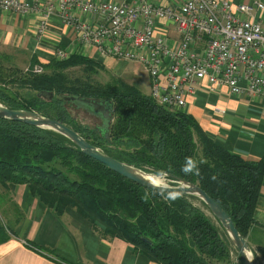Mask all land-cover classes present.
<instances>
[{"label": "trees", "instance_id": "16d2710c", "mask_svg": "<svg viewBox=\"0 0 264 264\" xmlns=\"http://www.w3.org/2000/svg\"><path fill=\"white\" fill-rule=\"evenodd\" d=\"M1 59L0 82H7V88L17 86L18 90L36 94L19 98L18 93L12 95L0 87V104L57 120L108 155L147 172L164 170L198 184L248 239L255 225L264 160L250 162L229 152L210 138L193 116L158 104L130 82L117 77L107 83L93 80L96 74L108 72L94 59L76 54L63 61L55 58L48 64L34 59L26 69L15 65L4 69ZM36 66L43 71L34 72ZM72 68H80L84 75L72 77L68 73ZM43 91L54 97L49 100L39 96ZM64 95L110 101L113 121L109 140L102 137L96 125L94 131L80 126L69 111L75 106L58 98ZM186 157L198 162V176L181 171ZM9 184L30 187L58 215L67 208L75 209L103 234L126 241L159 264L230 261L233 244L197 197L182 195L168 203L157 191L84 155L63 135L0 119V188ZM169 184L174 185L171 181ZM7 232L0 221V242L9 238ZM253 255L254 263L259 264L264 260V247L253 249ZM238 264H243L240 257Z\"/></svg>", "mask_w": 264, "mask_h": 264}, {"label": "built area", "instance_id": "2783aa9c", "mask_svg": "<svg viewBox=\"0 0 264 264\" xmlns=\"http://www.w3.org/2000/svg\"><path fill=\"white\" fill-rule=\"evenodd\" d=\"M255 10H264V4L0 0V12L40 14V35L57 15L75 29L83 45L93 46L102 56L143 65L150 77L149 94L171 110L185 108L201 82L211 89L226 87L233 95L264 99V24L255 21ZM78 13L93 20H81ZM169 31L177 35L173 42ZM70 56L64 49L56 52L58 61ZM42 71L41 66L34 68Z\"/></svg>", "mask_w": 264, "mask_h": 264}, {"label": "crops", "instance_id": "0c3cea01", "mask_svg": "<svg viewBox=\"0 0 264 264\" xmlns=\"http://www.w3.org/2000/svg\"><path fill=\"white\" fill-rule=\"evenodd\" d=\"M226 1L252 6L264 4V0ZM154 2L179 4L181 0ZM77 16L84 21L93 20L86 14ZM254 19L264 24V10H255ZM40 22L38 13L0 12V57L8 61V66L26 69L34 59L48 64L55 60L58 49H64L71 55L101 62L119 77L132 76L127 72L128 61L102 56L93 46L83 45L75 29L64 24L59 16L50 19L43 35L39 33ZM168 37L172 42L177 39L172 31ZM150 86L149 79V93ZM181 111L193 116L206 134L229 152L250 162L264 160V99L248 94L233 95L226 87L211 89L207 82H201ZM2 196L5 200L1 208L7 216L4 225L9 238L0 242V264H159L126 241L103 234L100 227L73 208L58 215L26 185L0 188L1 202ZM254 218L255 225L247 240L252 249H257L264 247V178Z\"/></svg>", "mask_w": 264, "mask_h": 264}, {"label": "water", "instance_id": "95a60500", "mask_svg": "<svg viewBox=\"0 0 264 264\" xmlns=\"http://www.w3.org/2000/svg\"><path fill=\"white\" fill-rule=\"evenodd\" d=\"M39 96H44L49 100L54 97L52 93L44 91L40 92ZM58 98L65 102L72 103L76 110L85 111L91 116L99 119L101 123L97 124L96 128L102 137L109 140V128L113 121V105L110 101L105 99L80 98L70 95H64ZM0 119H10L37 128L53 130L70 140L84 155L93 158L112 171L145 188L154 191L158 190L150 187V184L155 182L156 184L162 185L164 188L180 189L182 195L197 197L205 204L212 216L221 224L234 248L237 250L242 263L255 264L253 249L248 240L239 232L226 210L198 184L170 173H165L166 175L164 178L157 177L153 175V173L147 172L127 162L120 161L90 143L74 129L57 120L45 117L36 111L16 110L0 104ZM164 180L171 181L174 185H167L163 183Z\"/></svg>", "mask_w": 264, "mask_h": 264}, {"label": "rangeland", "instance_id": "374dc122", "mask_svg": "<svg viewBox=\"0 0 264 264\" xmlns=\"http://www.w3.org/2000/svg\"><path fill=\"white\" fill-rule=\"evenodd\" d=\"M1 66L5 69L8 67V61L1 59ZM127 72L132 74L131 75H123L121 77L115 75L112 71L107 70L108 72H100L99 74H96L95 76H93V80L97 81V82H101V83H107L109 82L112 78H121L124 81L130 82V83H134L137 87H139V89H141V91H143L144 93H149V73L147 71V69L139 64V63H135V62H127ZM126 68V67H125ZM25 69V68H24ZM68 73L72 76V77H81L83 76V72L80 68H72L68 71ZM14 72L11 74L13 75ZM3 80V79H1ZM8 80V78H7ZM6 80V81H7ZM11 81V80H9ZM7 82H0V87L5 89L7 92H9V94L12 95H16L14 93H18L19 95H16V97H27L30 96L32 94H36V93H28L27 90L25 89H21L18 90V87H11V88H7V86H9L8 84H5ZM29 94V95H28ZM70 113L72 114V116L74 117V119H76V121L79 123L80 126H82L85 129H88V131H94V127L97 124H100V120L97 119L94 116H91L90 114H88L85 111L82 110H76L74 108H69ZM163 183L165 184H169V181L164 180ZM10 185V184H9ZM29 189H31L29 187ZM1 198V197H0ZM2 202L0 199V221L1 223L4 225V221H7V216L5 215L4 211L2 210L3 208H1L3 201L5 200V197L2 196ZM238 252L236 251L235 248H233L232 251V255L230 256V261L226 262H220L218 264H238ZM259 264H264V260H262Z\"/></svg>", "mask_w": 264, "mask_h": 264}, {"label": "clouds", "instance_id": "9594fccd", "mask_svg": "<svg viewBox=\"0 0 264 264\" xmlns=\"http://www.w3.org/2000/svg\"><path fill=\"white\" fill-rule=\"evenodd\" d=\"M181 171L185 175H197L198 176L200 174L198 162L192 159L191 157L185 158V163L184 165H182ZM153 175L164 178L166 174L164 170H157L156 172L153 173ZM212 179L215 180L216 177L213 176ZM150 187H153L154 189H158L156 191L168 203H173L177 199L182 198V191L180 189L164 188L162 185L156 184L155 182L151 183Z\"/></svg>", "mask_w": 264, "mask_h": 264}]
</instances>
